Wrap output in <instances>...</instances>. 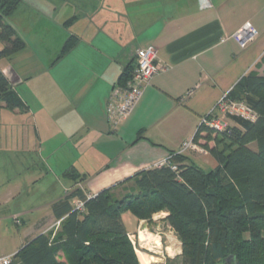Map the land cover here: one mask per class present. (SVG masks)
I'll return each instance as SVG.
<instances>
[{
  "label": "crops",
  "instance_id": "0c3cea01",
  "mask_svg": "<svg viewBox=\"0 0 264 264\" xmlns=\"http://www.w3.org/2000/svg\"><path fill=\"white\" fill-rule=\"evenodd\" d=\"M4 21L26 43L0 60L26 106L0 108V169L13 170L0 179V209L10 207L0 210V230L5 214L23 229L0 241L5 256L59 232L53 204L72 189L123 198L128 180L177 152L243 77L264 75V0H22ZM248 23L258 38L243 50L234 35ZM69 39L73 46L61 56ZM147 48L158 52L165 71L113 129L107 113L113 88ZM69 170L78 179L67 177ZM167 216L155 214L153 222L165 225ZM122 220L136 246L133 238L148 231V222L132 212ZM138 258L150 264L139 252Z\"/></svg>",
  "mask_w": 264,
  "mask_h": 264
},
{
  "label": "trees",
  "instance_id": "16d2710c",
  "mask_svg": "<svg viewBox=\"0 0 264 264\" xmlns=\"http://www.w3.org/2000/svg\"><path fill=\"white\" fill-rule=\"evenodd\" d=\"M21 3L0 0V43L4 46L0 60L10 59L26 46L4 21ZM72 46L69 39L61 56ZM133 68L124 74L122 83ZM229 97L244 102L258 118L252 122L230 117L228 123L234 125L229 123L226 132L202 137L211 169H203L191 154L179 155L171 161L176 171L165 166L136 175L128 180L132 185L121 199L112 190L92 196L83 187L72 189L53 204L54 216L61 221L59 232L36 237L15 255L12 264H141L122 220L126 212L149 223L155 214L168 213L165 221L181 243L182 253L166 264H264V75L249 73ZM2 106L10 111L26 107L0 68ZM65 175L78 179L75 170ZM76 201L84 202L82 212L74 209Z\"/></svg>",
  "mask_w": 264,
  "mask_h": 264
},
{
  "label": "built area",
  "instance_id": "2783aa9c",
  "mask_svg": "<svg viewBox=\"0 0 264 264\" xmlns=\"http://www.w3.org/2000/svg\"><path fill=\"white\" fill-rule=\"evenodd\" d=\"M258 38L257 30L251 25L246 24L235 35L234 39L240 48L245 50L249 48ZM165 68L158 61V52L154 48L139 49L136 53V64L125 83L114 86L107 105L108 122L113 129L127 120L135 107L139 103L143 91L148 87L153 78L164 72ZM231 90L226 93L216 104L212 111L200 119L197 132L200 130V138L195 139V135L184 142L180 149L169 155L164 161L155 164L154 168L171 167L174 171L176 166L171 164L173 157L186 156L190 154L210 155L209 150L205 148L204 139L202 138L209 132L214 134L224 133L229 127L228 118L239 117L248 121L255 122L258 118L257 114L244 102L233 100L229 97ZM194 90L190 91L186 98L193 96ZM80 187V186H79ZM84 202L76 201L74 209L82 212L84 210ZM15 223L20 225L19 219L16 217ZM61 221L57 223L60 226ZM16 254L5 256L0 254V264H12Z\"/></svg>",
  "mask_w": 264,
  "mask_h": 264
},
{
  "label": "rangeland",
  "instance_id": "374dc122",
  "mask_svg": "<svg viewBox=\"0 0 264 264\" xmlns=\"http://www.w3.org/2000/svg\"><path fill=\"white\" fill-rule=\"evenodd\" d=\"M69 3H80L81 0H70ZM7 120V119H5ZM231 125H234L233 123L229 122ZM254 148V147H253ZM190 157L194 158L195 160H198V164L201 165V167L205 170L211 169L210 166H208L207 162L211 163V157L210 155H199V154H192ZM205 160L206 162H204ZM1 163V162H0ZM12 169H6L1 168L0 169V179L1 176L3 177L4 181L8 178V176H11ZM6 178V179H5ZM32 196V195H31ZM26 201L25 197L22 198L21 201H16V205H21L22 202ZM4 212L10 211V207L5 206L2 209ZM9 215V214H8ZM7 214L3 215V221H2V227H1V234H0V241L2 243L8 242L9 240L6 239V237L10 238L13 237L14 234L18 233L19 231H23L18 224L15 223V220L12 219V215L8 216ZM172 230V229H171ZM171 230L167 227V224L163 225L162 223L157 224L155 222L149 223L148 222V231L147 233L152 236L153 241L160 243L159 248H155L153 241L150 246H143L142 243H140V234L135 236L133 238V241L136 244L137 247V255L139 252V255H144L148 260H144L146 262H150V264H166L167 259L175 258L176 256H179L181 251V243L179 240L175 237V233H170ZM144 232V231H141ZM140 232V233H141ZM140 261V260H139ZM142 261V262H144ZM141 263V262H140Z\"/></svg>",
  "mask_w": 264,
  "mask_h": 264
},
{
  "label": "bare ground",
  "instance_id": "6f19581e",
  "mask_svg": "<svg viewBox=\"0 0 264 264\" xmlns=\"http://www.w3.org/2000/svg\"><path fill=\"white\" fill-rule=\"evenodd\" d=\"M153 241V238L151 235H149L145 230L144 232L140 233V243H142L143 246H150L149 244H151V242ZM154 247L155 248H159L160 247V243L158 242H154ZM141 259L142 260H148L144 255H141Z\"/></svg>",
  "mask_w": 264,
  "mask_h": 264
}]
</instances>
